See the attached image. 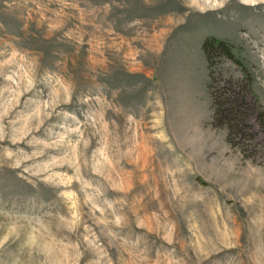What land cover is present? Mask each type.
<instances>
[{
  "label": "rangeland",
  "instance_id": "rangeland-1",
  "mask_svg": "<svg viewBox=\"0 0 264 264\" xmlns=\"http://www.w3.org/2000/svg\"><path fill=\"white\" fill-rule=\"evenodd\" d=\"M0 264H264V0H0Z\"/></svg>",
  "mask_w": 264,
  "mask_h": 264
},
{
  "label": "trees",
  "instance_id": "trees-1",
  "mask_svg": "<svg viewBox=\"0 0 264 264\" xmlns=\"http://www.w3.org/2000/svg\"><path fill=\"white\" fill-rule=\"evenodd\" d=\"M203 48L204 51L206 53V57L208 59V61H211V56L212 53L214 51L219 50L221 53H223L224 55H226L227 57L234 59V55H233V51L232 48L233 46L230 44L229 41L222 39V38H217V37H209L206 39V41L203 44ZM231 115V111H229L228 109H225L224 107H219L218 109H216L215 114H214V118H215V124L217 126H222L224 123V125H227L228 127V141L232 144H235V140L233 138V134H232V128L230 125L231 119H233ZM224 119H226V121H224ZM218 121V122H217ZM244 118H242V122H243V127H244V132L248 131V126L244 123ZM228 122V124H227Z\"/></svg>",
  "mask_w": 264,
  "mask_h": 264
}]
</instances>
